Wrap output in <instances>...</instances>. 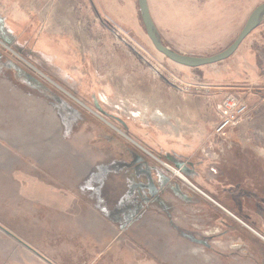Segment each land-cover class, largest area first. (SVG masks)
I'll return each mask as SVG.
<instances>
[{
	"label": "rangeland",
	"instance_id": "1",
	"mask_svg": "<svg viewBox=\"0 0 264 264\" xmlns=\"http://www.w3.org/2000/svg\"><path fill=\"white\" fill-rule=\"evenodd\" d=\"M147 1L162 42L201 56L228 46L237 10L241 24L253 4ZM248 35L228 58L187 67L154 48L137 0H0V264H45L18 239L51 250L56 264H264L232 211L233 163L254 155L236 152L230 128L214 131L222 98L246 100L255 91L247 83L263 78L249 70ZM38 104L54 128L18 121ZM249 113L248 104L255 131L245 140L262 143L264 119ZM30 167L63 191L65 221L31 230L27 209L14 215L18 183L9 175L23 180ZM10 226L23 230L12 236L3 230Z\"/></svg>",
	"mask_w": 264,
	"mask_h": 264
},
{
	"label": "crops",
	"instance_id": "2",
	"mask_svg": "<svg viewBox=\"0 0 264 264\" xmlns=\"http://www.w3.org/2000/svg\"><path fill=\"white\" fill-rule=\"evenodd\" d=\"M262 1L264 0H253L252 9ZM246 19L247 18L243 19L240 24L239 10H237L236 21L239 24L237 32H239L242 28ZM247 39L248 42L244 50L247 51L246 55L248 56L249 70H262L264 72V15L256 27L249 33ZM13 69L14 68H12V70ZM8 81L9 80H7L6 83L10 82ZM247 84L255 87V91L253 93H248L244 97L249 104V115L253 114L256 116L261 114L264 119V89H260L264 88V75L263 78L256 77ZM28 97H30V99L39 100V98L34 97L33 95H29ZM30 109L27 112H24L19 118L17 117L19 119L17 120L25 128L30 127L40 130V128L44 127L43 129L46 130L47 124L50 125L51 129L54 128L53 125L50 122L47 123L46 118L42 116L41 104H38ZM247 117L248 115L241 119L235 126L231 127L228 134L231 135L233 147H237L234 149L238 154H242L243 151L248 150L258 158L253 159V156L248 162H240L238 160V162L233 163L234 169H237L236 175L238 176L237 180L234 182H238V187H236L237 190L235 188L237 194L235 193V196L233 197L234 202L232 211L233 215L237 216V221L235 223L237 224L238 229L245 235L246 242L249 247L253 249L254 253L256 252L261 258H264V142L254 143L250 141L247 142V140H245L247 136L251 135L252 131H255V127H253L254 125L246 121ZM28 119L30 121H28ZM8 124H10V122H8ZM39 150L40 152L36 153V156L41 159L40 166H43L46 170L49 165L48 155L43 148H39ZM8 156L11 160H13L11 165L16 167L17 159L15 158V155L11 156L9 154ZM249 166L253 167L254 170H245V168ZM11 178L14 180V183H18V186L14 188L15 197L12 198L14 200L13 206L15 207L13 213L14 215L20 216L23 213L19 211V208L24 207L27 209L29 212L23 215L31 216L29 219L30 222L27 223V219L23 222L30 224L31 230H42L41 228L43 227L36 226V224L42 225L44 221H53L58 219V221H65L63 216L65 211L63 208V191L58 192L49 190L45 176H42L41 173L36 172L30 167V170L25 172L23 180H18L17 176L10 174L9 179ZM235 198H238L239 203L236 204ZM245 198L247 200V206L243 205L241 207V205H239L240 201ZM51 199L54 201H50ZM21 200H24V203ZM72 210H74V208H72ZM74 211L77 213L79 212L77 208ZM49 217L51 218L49 219ZM19 220L21 221V218ZM4 229L8 231L23 230L21 227L11 226L6 228L4 227L3 230ZM90 230L93 236L91 247L94 248L95 229L93 227L89 228V226H86L83 228V231L81 230V232L84 233L82 234L83 237H88ZM25 243L30 246L27 247L24 245L36 260L42 261L45 264H56L61 261V258L59 256H54L51 250H44L41 247H37V245L31 243L30 241H26ZM109 243H111V240H109ZM85 246L88 247L89 245L85 244ZM93 252L96 254V251ZM103 255L106 254H100L99 257H107L111 259L109 255ZM104 262L106 261H103V263Z\"/></svg>",
	"mask_w": 264,
	"mask_h": 264
},
{
	"label": "water",
	"instance_id": "3",
	"mask_svg": "<svg viewBox=\"0 0 264 264\" xmlns=\"http://www.w3.org/2000/svg\"><path fill=\"white\" fill-rule=\"evenodd\" d=\"M137 4L145 32L148 38L151 40L154 48L160 53L164 54L171 61L187 67H199L202 65L212 64L231 56L237 50L243 39L256 27L264 15V1H262L251 10L237 36L228 46L211 55L201 56L183 53L164 44L159 37L156 26L151 17L148 1L137 0ZM4 231L9 235L14 236L13 233L6 229H4ZM18 241H20L25 246L30 247L22 240L18 239Z\"/></svg>",
	"mask_w": 264,
	"mask_h": 264
},
{
	"label": "built area",
	"instance_id": "4",
	"mask_svg": "<svg viewBox=\"0 0 264 264\" xmlns=\"http://www.w3.org/2000/svg\"><path fill=\"white\" fill-rule=\"evenodd\" d=\"M247 111L248 103L246 100L234 95L223 97L217 107L218 121L215 124L214 131L218 134L224 133L228 128L235 126L243 119Z\"/></svg>",
	"mask_w": 264,
	"mask_h": 264
},
{
	"label": "trees",
	"instance_id": "5",
	"mask_svg": "<svg viewBox=\"0 0 264 264\" xmlns=\"http://www.w3.org/2000/svg\"><path fill=\"white\" fill-rule=\"evenodd\" d=\"M138 5V4H137ZM139 15H140V13H139ZM140 20H141V16H140ZM141 22H142V20H141ZM142 25H143V23H142ZM143 27H144V25H143ZM145 29V28H144ZM151 149V151H153L154 153H155V155H157L159 158H162L163 160H165V161H167V162H169V163H173L170 159H168L167 157H165V156H163V155H161L160 153H158L156 150H154L153 148H150ZM139 153H141L140 152V150H138V149H136ZM134 151V150H133ZM137 151H134L135 153H137L138 155H140V156H142V157H145L144 155H141V154H139ZM146 158V157H145ZM174 164V163H173Z\"/></svg>",
	"mask_w": 264,
	"mask_h": 264
}]
</instances>
